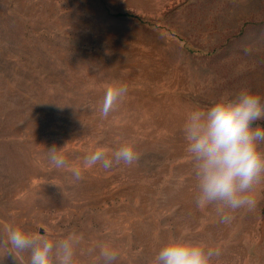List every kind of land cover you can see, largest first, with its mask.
<instances>
[{
  "label": "rangeland",
  "instance_id": "1",
  "mask_svg": "<svg viewBox=\"0 0 264 264\" xmlns=\"http://www.w3.org/2000/svg\"><path fill=\"white\" fill-rule=\"evenodd\" d=\"M241 89L264 98V0H0V264H18L5 223L77 232L75 264H103L101 246L150 264L181 232L213 264H264V178L251 207L197 208L181 132L188 110ZM125 143L134 163L85 165Z\"/></svg>",
  "mask_w": 264,
  "mask_h": 264
},
{
  "label": "clouds",
  "instance_id": "2",
  "mask_svg": "<svg viewBox=\"0 0 264 264\" xmlns=\"http://www.w3.org/2000/svg\"><path fill=\"white\" fill-rule=\"evenodd\" d=\"M127 88L123 84L110 85L103 96L100 111L107 116ZM264 98L247 89L221 95L208 106L193 107L185 114L181 132L185 152L191 162L192 198L197 208L217 204L229 211L251 207L250 191L264 178ZM50 155L52 165L61 168L64 157L55 151ZM138 153L131 143H125L106 156L104 148H97L85 158V165L100 162L105 169L113 164H132ZM79 178V171L74 170ZM222 219L228 221L225 214ZM3 234L18 264H75L81 236L70 231L59 239L29 232L19 226L5 223ZM217 253L204 244L184 238V233L161 246L150 264H213ZM103 264H113L117 252L101 246Z\"/></svg>",
  "mask_w": 264,
  "mask_h": 264
}]
</instances>
